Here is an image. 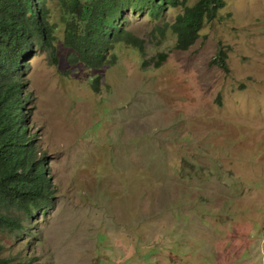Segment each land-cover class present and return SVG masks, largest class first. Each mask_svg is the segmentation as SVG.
<instances>
[{
  "label": "rangeland",
  "instance_id": "1",
  "mask_svg": "<svg viewBox=\"0 0 264 264\" xmlns=\"http://www.w3.org/2000/svg\"><path fill=\"white\" fill-rule=\"evenodd\" d=\"M226 2L186 51L157 28L183 6L160 16L128 11L125 26L144 39L145 54L118 43L117 63L101 69L70 63L60 8L49 3L55 57L36 48L25 77L27 124L54 204L27 232L0 233L2 256L264 264V0ZM220 43L229 70L211 63ZM160 52L168 58L156 68Z\"/></svg>",
  "mask_w": 264,
  "mask_h": 264
},
{
  "label": "trees",
  "instance_id": "2",
  "mask_svg": "<svg viewBox=\"0 0 264 264\" xmlns=\"http://www.w3.org/2000/svg\"><path fill=\"white\" fill-rule=\"evenodd\" d=\"M50 2L60 8L70 63L90 69L117 63L113 49L121 42L145 54L144 39L125 26L128 11L160 16L169 6H183L172 23L157 28L170 29L176 36L175 48L186 51L201 37L206 22L227 4L226 0H197L193 5L188 0H0V233L24 231L54 202L45 156L27 125L31 93L25 77L27 59L36 48L55 57L59 23L52 21ZM167 58V52H160L154 67ZM227 58L220 43L211 63L229 70ZM98 81L94 79L95 88ZM2 251L0 244V264H29L4 257Z\"/></svg>",
  "mask_w": 264,
  "mask_h": 264
},
{
  "label": "clouds",
  "instance_id": "3",
  "mask_svg": "<svg viewBox=\"0 0 264 264\" xmlns=\"http://www.w3.org/2000/svg\"><path fill=\"white\" fill-rule=\"evenodd\" d=\"M227 5V4H226ZM222 10V9H221ZM220 12V11H219ZM180 13V12H179ZM219 14V13H218ZM214 20V19H213ZM172 23V22H171ZM205 26V25H204ZM204 28V27H203ZM129 30V29H128ZM202 31V30H201ZM137 36V35H136ZM139 37V36H138ZM141 38V37H140ZM125 44V43H124ZM128 45V44H127ZM129 46H131V45H129ZM131 47H133V46H131ZM192 47V46H191ZM134 48V47H133ZM134 49H136V48H134ZM137 50V49H136ZM99 82V81H98ZM28 104V103H27ZM27 113H28V117H29V112H28V110H27ZM27 122H28V120H27ZM28 125V124H27ZM29 127V126H28ZM32 133V132H31ZM36 139H37V137H36ZM36 141V143H37V140H35ZM38 146V145H37ZM39 148V147H38ZM39 150H40V148H39ZM41 151V150H40ZM42 153V152H41ZM42 155H43V153H42ZM44 156V155H43ZM46 159V158H45ZM48 168V167H47ZM48 173H49V171H48ZM49 178H50V180H51V176H50V174H49ZM52 189L54 190V188H53V185H52ZM54 196H55V191H54ZM53 204H54V202H53ZM39 213V212H38ZM37 213V214H38ZM34 221H32L28 226H27V228L24 230V231H20V232H27L26 230L28 229V227H30L31 225H32V223H33ZM10 232V231H9ZM1 244V243H0Z\"/></svg>",
  "mask_w": 264,
  "mask_h": 264
}]
</instances>
